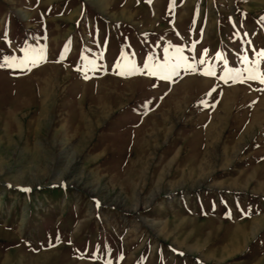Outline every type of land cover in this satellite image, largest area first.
Listing matches in <instances>:
<instances>
[{"label": "rangeland", "instance_id": "rangeland-1", "mask_svg": "<svg viewBox=\"0 0 264 264\" xmlns=\"http://www.w3.org/2000/svg\"><path fill=\"white\" fill-rule=\"evenodd\" d=\"M261 50L264 0H0V264H264Z\"/></svg>", "mask_w": 264, "mask_h": 264}, {"label": "snow or ice", "instance_id": "snow-or-ice-1", "mask_svg": "<svg viewBox=\"0 0 264 264\" xmlns=\"http://www.w3.org/2000/svg\"><path fill=\"white\" fill-rule=\"evenodd\" d=\"M21 51L24 53V55L19 58L18 63H17L16 57H5V62L8 67L23 66L26 68L29 64H38L44 58L43 48L26 47V48L21 49ZM166 52H167V49H166ZM217 56H219V53H217ZM257 56L264 58V50H261L260 52H258ZM243 61L245 63L248 62L247 56L243 57ZM201 62H203L202 56H201ZM181 67L185 68V70L187 71H191V72L197 71V68L194 66V62L189 63L187 59L182 55L176 56L175 62H169L167 59L165 60L163 64L152 65V64L145 62V70L147 74L153 75V76H160L161 78L166 79V80L170 79L171 75H178L177 69ZM120 68L121 70L118 72V74L120 75H124L126 73L131 74L132 72L136 71L134 65L132 66L121 65ZM200 71L205 76H215L216 75L213 65H208L200 69ZM245 72L247 73L248 80H259L261 84H264V71L260 70V65L257 60H253L251 62V65L245 68ZM238 75H239L238 71L233 72L232 69H229L226 67L224 69V75L220 76L219 78L225 81L231 79L233 82H235L237 80Z\"/></svg>", "mask_w": 264, "mask_h": 264}]
</instances>
